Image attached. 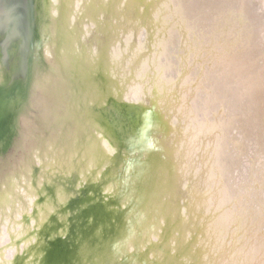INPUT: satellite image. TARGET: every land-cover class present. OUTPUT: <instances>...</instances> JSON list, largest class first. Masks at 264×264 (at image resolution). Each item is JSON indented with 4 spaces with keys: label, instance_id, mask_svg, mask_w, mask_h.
Listing matches in <instances>:
<instances>
[{
    "label": "bare ground",
    "instance_id": "6f19581e",
    "mask_svg": "<svg viewBox=\"0 0 264 264\" xmlns=\"http://www.w3.org/2000/svg\"><path fill=\"white\" fill-rule=\"evenodd\" d=\"M28 1L0 7V88L26 44L35 67L0 105V264H80L87 237L88 264H189L205 221V253L237 238L262 253L264 0H55V45Z\"/></svg>",
    "mask_w": 264,
    "mask_h": 264
},
{
    "label": "water",
    "instance_id": "95a60500",
    "mask_svg": "<svg viewBox=\"0 0 264 264\" xmlns=\"http://www.w3.org/2000/svg\"><path fill=\"white\" fill-rule=\"evenodd\" d=\"M158 1H160V0H156V3ZM152 7H154V6H152ZM164 12L165 11H163L161 13V15ZM125 13L129 14V12H126V11H125ZM107 31H109V30H107ZM111 35H112V33H111ZM31 46H32L31 43L25 45L24 51H23V56L19 60L18 67L16 68L15 71L12 68L11 64L8 62L9 66H10V71L12 73L14 72V74H12V76H11V81L7 82V84H5V86L0 88V105H1L2 100L7 95H9L12 92H14L16 89H19V90L22 89L23 90V89H25L24 87H28L27 86V81L29 80L30 76H34L35 67L33 65V50L31 48ZM143 51H145V50H143ZM149 52H150V50H147L146 54H149ZM102 54H103V52H102ZM38 58H39V56L37 57V59ZM124 106L127 107V103H120V102H118V101H116L114 99H111V104L107 106L106 110L112 111V107L116 108V109H119V108L122 109V107H124ZM145 108H148V106L146 105ZM140 113L141 112H138L136 110V106H135V118H136V116H139ZM146 116L148 117V115H146ZM127 117L128 116L125 117L126 121L124 119H123V121H125L126 123H130L131 124L132 122H131L130 118L127 119ZM138 119H139V121L137 123H141L142 121H145V119L142 116L138 117ZM135 121H136V119H135ZM137 123L135 122V126H137ZM123 125H127V124H123ZM148 126H149V124H148ZM120 128H121V125H120ZM124 131H125L126 135H130L131 132H132V134H134V131H131L129 127H127L126 129L124 128ZM202 132H203V130H202V127H201V133L196 132V134H197L196 136L201 137L203 139V136L206 135V134H204ZM143 134L144 133H141V134H139L137 136V134L135 132V146H137L136 147L137 148V152L138 151L140 152V148L144 149V141H145V135L146 134H144V139H143ZM199 135H201V136H199ZM192 142H194L193 138H192ZM194 145L196 146L195 142H194ZM145 151H147V147H146ZM140 153H141V155L143 154V152H140ZM235 153L237 154V152H235ZM137 157L139 159L140 156H137ZM238 159L240 160L241 164L240 165L237 164V166L235 167V174L231 173V175H230L231 179H229L230 182L237 178V174H239L241 172L240 168H242V170H243L244 167H245L244 165H247V163H248V161L247 162L242 161L241 160L242 157H239ZM127 175H129V177H130V175H135V180L134 181H137L135 183H137V185L142 187V190H140V191H138V189L136 187L135 193L141 194L142 192H146V190H148V187H146L144 182L142 183V180H143L142 177L138 176L136 172H135V174L129 172V174H127ZM127 175H122L121 177H125ZM130 191H132V190H130ZM197 191L195 192V195H196V193H200V192H197ZM220 201H218V202L214 201V203L210 201V203L215 208V206H219ZM139 203H140V201H139ZM139 203H137V204H139ZM222 205L223 204H221V206ZM224 205H225V203H224ZM249 208L250 207H246L245 213L247 212V210ZM206 209H209V207H206ZM245 213L243 214V216L245 215ZM207 214L208 213L205 212L203 214V217L207 218L209 220L210 218L207 217ZM216 215L217 214H215V213L213 214V216H216ZM93 216L94 215H92L91 218ZM208 216H209V214H208ZM95 218L100 223L102 222L101 218L99 220H98V217H95ZM93 221H95V219ZM253 221H254V218L250 222L249 221L245 222V224L250 223L248 225V227H250V226L254 225ZM207 223H208V221H205L204 224H203V229H204L203 230L204 231L203 232V243H202V245L197 247L193 251L192 254L190 253L189 264H240L242 262L239 260V258L243 259L244 256L246 255V253H249L251 255V259L250 260L249 259L246 260L247 264H264V251H262V253L256 252V246H251L248 240H245V241L241 242V239H239V238L233 239L232 243H230V244H225V245H222V246H219V247H217V244H216L212 250H210L208 253H205L204 252V249L206 247V244H205V241H204L205 235H206L205 232L209 230V227H208V229L206 228L207 227ZM248 227L245 228V229L250 231L249 234H248V237L252 238V230H249ZM212 233L213 232H208L209 237L211 239L214 236V235H211ZM247 238H245V239H247ZM83 240L86 241V242L88 241L87 244H88V249L90 251V254L88 255L87 258H85V254H84L83 258L82 259L79 258L78 261H79V263L82 262L80 264H88L89 262L94 261L95 258L101 253L92 251V250H94L96 248V245L95 244L93 245V242H94L93 240L90 241V238H88V237L87 238H83ZM183 251H185V255H187L188 252H189L188 248L183 246L182 252L179 255H181L183 253ZM258 251H260V250L258 249ZM71 257H70V259H71ZM107 258H108V254L104 258L98 259L94 264H105L104 261L107 263V261H106ZM143 258H144V256H143ZM185 264H188V263H185Z\"/></svg>",
    "mask_w": 264,
    "mask_h": 264
},
{
    "label": "flooded vegetation",
    "instance_id": "af4514ba",
    "mask_svg": "<svg viewBox=\"0 0 264 264\" xmlns=\"http://www.w3.org/2000/svg\"><path fill=\"white\" fill-rule=\"evenodd\" d=\"M21 1L19 0V3ZM32 1L33 0H29L28 1V3H29L28 4V11H29V8L31 6ZM55 2H56L55 0H35V2H34L35 3V7L37 9V14H38V24H37V26H39V28H37V31L41 34V39H42L43 43L45 42V45L46 44L55 45L58 42V34L56 33V31L53 30V28H54V26L58 27L59 21L57 23H56V21H57V19H59L58 16H59V14L61 12V9H60V6H59L60 2L58 4L56 3L57 5H55ZM2 5H3V0L1 2V6H0L1 9H3ZM15 7H16V5H15ZM18 8H19V10H18L19 14L22 17V14L25 13V9H24L23 5H19ZM18 8H16V9H18ZM57 13H58V15H57ZM48 14H50V16ZM22 19H23V17H22ZM29 19H30V17H29ZM25 23H26V21H25ZM37 41L39 42L40 40H38V38H37L36 42ZM44 47L45 46L42 44V48H44ZM1 55L2 54L0 53V57H1ZM0 59H2V58H0Z\"/></svg>",
    "mask_w": 264,
    "mask_h": 264
},
{
    "label": "rangeland",
    "instance_id": "374dc122",
    "mask_svg": "<svg viewBox=\"0 0 264 264\" xmlns=\"http://www.w3.org/2000/svg\"><path fill=\"white\" fill-rule=\"evenodd\" d=\"M263 8H264V6H263ZM142 28V29H141ZM138 33L139 34H141V37L143 38V40H144V42L146 41V33H145V30H144V28L141 26L140 27V30L138 31ZM123 44V42H122V40H120V41H118V43H117V48L119 49V50H121L122 49V45ZM148 48V47H147ZM127 65V64H126ZM49 72V71H48ZM126 73H127V71H126ZM109 148V147H108ZM110 162H111V160H110ZM41 164V163H40ZM36 165H39L38 163L36 164ZM40 168V167H39ZM43 171V170H42ZM101 171H103V170H101ZM101 171H99V173H97V180L95 179V181L94 182H96V183H99L100 182V180H101V176H100V173H101ZM65 176V175H64ZM69 178H70V176H68ZM82 175H81V180H82ZM83 186V185H82ZM85 186V185H84ZM34 200H37V197H35L34 198ZM30 214H32V213H28V215H30ZM7 226V221L5 222V227ZM18 238V237H17Z\"/></svg>",
    "mask_w": 264,
    "mask_h": 264
}]
</instances>
